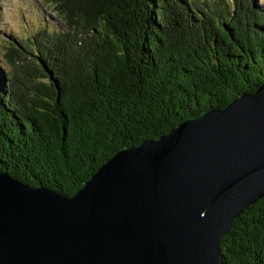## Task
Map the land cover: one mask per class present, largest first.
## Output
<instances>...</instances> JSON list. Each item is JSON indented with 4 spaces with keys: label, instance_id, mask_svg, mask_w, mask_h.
Masks as SVG:
<instances>
[{
    "label": "trees",
    "instance_id": "16d2710c",
    "mask_svg": "<svg viewBox=\"0 0 264 264\" xmlns=\"http://www.w3.org/2000/svg\"><path fill=\"white\" fill-rule=\"evenodd\" d=\"M64 28L10 37L0 173L72 196L124 148L264 84V0H47ZM264 264V198L222 238Z\"/></svg>",
    "mask_w": 264,
    "mask_h": 264
},
{
    "label": "water",
    "instance_id": "95a60500",
    "mask_svg": "<svg viewBox=\"0 0 264 264\" xmlns=\"http://www.w3.org/2000/svg\"><path fill=\"white\" fill-rule=\"evenodd\" d=\"M264 198V84L124 148L72 196L0 173V264H224Z\"/></svg>",
    "mask_w": 264,
    "mask_h": 264
},
{
    "label": "rangeland",
    "instance_id": "374dc122",
    "mask_svg": "<svg viewBox=\"0 0 264 264\" xmlns=\"http://www.w3.org/2000/svg\"><path fill=\"white\" fill-rule=\"evenodd\" d=\"M39 28H64L52 3L47 0H0L1 64L8 68L5 55L10 37L25 39L36 34Z\"/></svg>",
    "mask_w": 264,
    "mask_h": 264
}]
</instances>
